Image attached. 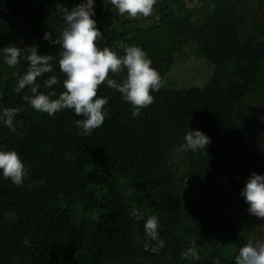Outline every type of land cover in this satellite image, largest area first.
Here are the masks:
<instances>
[{
    "label": "trees",
    "instance_id": "1",
    "mask_svg": "<svg viewBox=\"0 0 264 264\" xmlns=\"http://www.w3.org/2000/svg\"><path fill=\"white\" fill-rule=\"evenodd\" d=\"M79 2L0 0V47L35 44L51 55L52 70L36 84L52 98L64 91L61 49L41 37H57L58 10ZM110 7L96 0L98 48L123 55L121 45L139 46L163 78L197 45L213 72L205 85L150 91L153 102L136 117L105 82L97 96L107 98V114L84 136L72 109L49 116L22 99L29 88L13 91L25 58L9 67L0 57V110L19 109L15 132L0 123V150L16 151L27 169L22 186L0 176V264H235L239 248L259 239L232 209L244 203L250 215L240 195L248 138L264 162V103H253L264 90V0H157L142 18ZM53 75L57 83L46 87ZM189 128L210 137L205 151L182 149ZM151 215L164 241L156 252L144 229Z\"/></svg>",
    "mask_w": 264,
    "mask_h": 264
},
{
    "label": "clouds",
    "instance_id": "2",
    "mask_svg": "<svg viewBox=\"0 0 264 264\" xmlns=\"http://www.w3.org/2000/svg\"><path fill=\"white\" fill-rule=\"evenodd\" d=\"M110 9L121 16L128 18L148 17L152 14L153 5L157 0H102ZM96 0H80L71 8L58 10L63 20V28L53 39L52 34L45 31L41 39L50 44L60 46V71L65 75L62 91L56 98L54 91L47 94L39 92L36 78L52 70L50 61L53 57L40 54L37 45L27 48L9 44L0 47V57L9 67L19 64L21 58L28 62L27 71L22 74L13 91L20 93L26 87L31 95L25 94L22 99L35 110L46 112L49 116L65 108L72 109L77 116L74 123L80 129V134L87 136L102 125L107 109L103 106L107 98L97 96V87L106 82L110 88L118 90L121 98L131 106V115L136 117L140 110L153 102L151 92L158 91L163 86V80L158 71L151 66V59L139 46H125L123 55H117L108 47L98 48L95 41L101 36L95 20ZM27 53L25 56L24 53ZM125 72L121 82L109 78V73L120 74ZM57 83V77L51 76L44 81L46 87ZM19 112L18 108L0 110V123L15 132L14 119ZM211 142L210 137L199 129H191L183 137L182 149L185 151H205ZM0 176L10 179L16 186H22L27 176V169L14 150H0ZM240 195L248 205L249 214L264 218V173L251 172L246 178ZM135 219L144 217L133 210ZM159 220L155 215L149 216L144 222L147 238L157 241L158 247L151 251L156 252L164 246L159 237ZM148 245L145 244L147 250ZM213 264H219L213 258ZM235 264H264V239L249 241L241 246L235 255Z\"/></svg>",
    "mask_w": 264,
    "mask_h": 264
},
{
    "label": "rangeland",
    "instance_id": "3",
    "mask_svg": "<svg viewBox=\"0 0 264 264\" xmlns=\"http://www.w3.org/2000/svg\"><path fill=\"white\" fill-rule=\"evenodd\" d=\"M39 2V0H34ZM196 38L197 36L192 35ZM185 51L188 53V57L182 58L179 56L175 63L172 65L170 71L163 76V87L165 88H180L189 87L193 85H205L208 82L212 72L213 65L202 55L199 46L190 45L187 46ZM264 90L253 98V103L262 101L264 103ZM252 102V101H251ZM247 109H251V105L246 106ZM258 143L252 142L249 138L246 140L244 147V163L241 165L242 174L240 179L245 183L246 178L251 172L263 173L264 162H258L256 160L255 151L258 149ZM245 205L244 203H238L233 209L235 211V219L241 221L245 226L249 224L251 230L258 236L259 239H264V218H259L254 215H249L245 218ZM236 209V210H235ZM246 220V221H245Z\"/></svg>",
    "mask_w": 264,
    "mask_h": 264
}]
</instances>
